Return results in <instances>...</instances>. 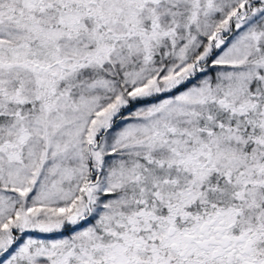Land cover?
<instances>
[{
	"label": "snow or ice",
	"instance_id": "obj_1",
	"mask_svg": "<svg viewBox=\"0 0 264 264\" xmlns=\"http://www.w3.org/2000/svg\"><path fill=\"white\" fill-rule=\"evenodd\" d=\"M0 264H264V0H0Z\"/></svg>",
	"mask_w": 264,
	"mask_h": 264
}]
</instances>
